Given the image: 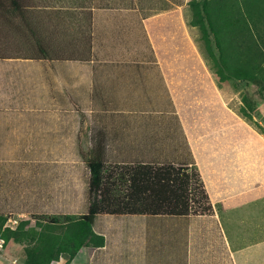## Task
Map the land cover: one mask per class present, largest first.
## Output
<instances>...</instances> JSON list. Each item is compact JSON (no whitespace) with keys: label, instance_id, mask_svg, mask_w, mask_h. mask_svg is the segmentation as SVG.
Returning a JSON list of instances; mask_svg holds the SVG:
<instances>
[{"label":"rangeland","instance_id":"rangeland-1","mask_svg":"<svg viewBox=\"0 0 264 264\" xmlns=\"http://www.w3.org/2000/svg\"><path fill=\"white\" fill-rule=\"evenodd\" d=\"M179 1L69 0L68 6L76 9L69 11L79 13L77 45L96 65L93 70L85 66V72L92 70L97 78L93 94L84 101L83 143L0 147V210L6 218L0 236L20 225L24 232L21 240H4L0 264H25L27 248L34 245L60 250L61 264L90 263L95 248L76 250L70 241L76 220L88 210V160L100 138L109 169L115 163L120 167L182 160L190 169L198 168L205 184L202 173L209 172L210 156L234 155L239 138L264 137V75L257 73L252 83L245 78L227 80L219 87L216 71L221 62L213 61L200 28L190 24L193 0ZM257 14L253 34L261 35L257 40L264 50V11ZM64 31L67 37L73 34ZM17 52L41 55L36 50ZM61 55L76 54L68 50ZM162 75L175 87L173 92ZM178 110L191 126L195 154ZM55 217L59 222H52ZM9 218L15 228L5 227ZM113 242L110 248H115ZM64 244L69 247L63 249Z\"/></svg>","mask_w":264,"mask_h":264},{"label":"crops","instance_id":"crops-1","mask_svg":"<svg viewBox=\"0 0 264 264\" xmlns=\"http://www.w3.org/2000/svg\"><path fill=\"white\" fill-rule=\"evenodd\" d=\"M58 1L0 0V147L83 143L84 101L94 92L96 65L94 58L76 56L82 50L74 33L79 13L69 11L76 10L69 0ZM41 49L76 55L17 52ZM167 78L162 75L173 92ZM176 113L194 153L191 126ZM235 147L234 155L210 156L209 172L200 169L211 212L99 214L93 227L106 243L92 251L88 264H264V137L239 138Z\"/></svg>","mask_w":264,"mask_h":264},{"label":"trees","instance_id":"trees-1","mask_svg":"<svg viewBox=\"0 0 264 264\" xmlns=\"http://www.w3.org/2000/svg\"><path fill=\"white\" fill-rule=\"evenodd\" d=\"M183 2L180 0L179 4ZM190 5L193 16L190 24L200 28L213 61L221 62L216 71L219 87L227 80L245 78L252 83L257 73L264 75V50L257 40L261 35L253 34L257 12L264 11V0H193ZM39 52L44 57H66L57 50L41 49ZM81 53L76 56L89 58ZM0 56H5L2 51ZM72 57L75 58L74 55ZM246 103L252 108L251 100ZM106 151V144L100 138L88 160L90 203L87 212L76 220L77 230L70 241L76 250L84 246L96 248L105 245V237L96 233L93 227L99 214L188 215L213 210L196 166L190 169V163L179 160L176 163H126L120 167L116 165L121 163H115L109 169ZM192 196H195V201ZM5 220L0 214V229ZM53 221L59 222V218H52ZM22 228V225L16 230L6 228L3 237L21 240L24 235ZM44 246L27 248L25 264H50L52 260L59 259L60 250L55 252ZM63 247L65 249L69 245L64 244Z\"/></svg>","mask_w":264,"mask_h":264},{"label":"built area","instance_id":"built-area-1","mask_svg":"<svg viewBox=\"0 0 264 264\" xmlns=\"http://www.w3.org/2000/svg\"><path fill=\"white\" fill-rule=\"evenodd\" d=\"M9 222H12V218H9V221L6 223V225H5V227L6 226H10V227H14L13 226V224H10ZM16 223V224H18V221L17 220H15V221H13V223ZM15 228V227H14ZM5 240V238L4 237H2V236H0V256H1V252L5 249V244H6V241H4Z\"/></svg>","mask_w":264,"mask_h":264}]
</instances>
